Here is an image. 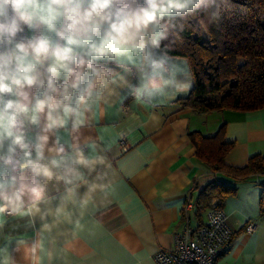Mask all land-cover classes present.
Here are the masks:
<instances>
[{"label": "crops", "instance_id": "1", "mask_svg": "<svg viewBox=\"0 0 264 264\" xmlns=\"http://www.w3.org/2000/svg\"><path fill=\"white\" fill-rule=\"evenodd\" d=\"M160 33L159 25L157 39ZM34 34L41 33L27 30L26 37ZM147 51L158 62L149 71L159 86L139 96L142 55L99 62L110 77L102 99L92 103L79 129L59 130L66 163L52 178H40L45 191L35 205L26 198L18 213L0 214V264H157L154 253L172 247L187 199L191 224L206 220L209 202L198 208L197 200L212 180L237 187L221 201L233 233L213 264H264L260 177L234 181L211 171L196 157L189 136L212 135L225 123L224 140L234 141L225 161L243 166L251 155H264V108L199 113L184 107L179 98L193 85L185 59L158 44L149 43ZM179 84L189 87L180 91ZM26 132L32 141L40 127L29 125ZM77 152L87 164L72 163ZM45 154L58 158L55 151ZM66 168L76 169L70 183L58 178ZM248 220L258 224L253 233L244 230Z\"/></svg>", "mask_w": 264, "mask_h": 264}, {"label": "clouds", "instance_id": "2", "mask_svg": "<svg viewBox=\"0 0 264 264\" xmlns=\"http://www.w3.org/2000/svg\"><path fill=\"white\" fill-rule=\"evenodd\" d=\"M202 2L0 0V214L18 213L26 198L35 205L45 191L40 178H52L66 163L59 130L79 129L102 99L110 77L99 62L142 55L137 95L158 87L149 71L159 67L149 43L158 44L155 33L165 17L186 15ZM25 30L41 34L22 37ZM29 125L40 127L31 142ZM53 151L58 158L46 156ZM71 160L88 163L79 152ZM75 171L66 168L58 178L70 183Z\"/></svg>", "mask_w": 264, "mask_h": 264}, {"label": "trees", "instance_id": "3", "mask_svg": "<svg viewBox=\"0 0 264 264\" xmlns=\"http://www.w3.org/2000/svg\"><path fill=\"white\" fill-rule=\"evenodd\" d=\"M159 48L185 59L193 85L182 106L199 113L264 108V0H203L186 15L165 17L161 22ZM225 123L212 135L190 132L196 157L211 171L234 181L259 176L262 187L259 210L264 216V155L254 154L243 166L228 164L234 141L224 140ZM237 187L223 180L208 182L197 205L212 196L221 201Z\"/></svg>", "mask_w": 264, "mask_h": 264}, {"label": "built area", "instance_id": "4", "mask_svg": "<svg viewBox=\"0 0 264 264\" xmlns=\"http://www.w3.org/2000/svg\"><path fill=\"white\" fill-rule=\"evenodd\" d=\"M26 36L27 30L22 34V37ZM122 148H126L124 141H122ZM219 202V196H213L209 201L206 220L200 225H192L188 215L190 201L187 199L183 206L182 224L173 234L172 247L158 249L154 253L156 263L213 264L219 255L226 252L230 246L233 231L227 222V214ZM257 225L255 220H248L244 230L253 233Z\"/></svg>", "mask_w": 264, "mask_h": 264}, {"label": "rangeland", "instance_id": "5", "mask_svg": "<svg viewBox=\"0 0 264 264\" xmlns=\"http://www.w3.org/2000/svg\"><path fill=\"white\" fill-rule=\"evenodd\" d=\"M261 182V181H260Z\"/></svg>", "mask_w": 264, "mask_h": 264}]
</instances>
